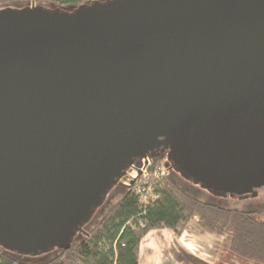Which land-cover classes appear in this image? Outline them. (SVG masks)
<instances>
[{"label": "water", "instance_id": "obj_1", "mask_svg": "<svg viewBox=\"0 0 264 264\" xmlns=\"http://www.w3.org/2000/svg\"><path fill=\"white\" fill-rule=\"evenodd\" d=\"M157 155L216 194L264 189V0L0 9V246L69 249Z\"/></svg>", "mask_w": 264, "mask_h": 264}, {"label": "trees", "instance_id": "obj_2", "mask_svg": "<svg viewBox=\"0 0 264 264\" xmlns=\"http://www.w3.org/2000/svg\"><path fill=\"white\" fill-rule=\"evenodd\" d=\"M34 2L44 7L59 6L72 13L94 0H0L7 4ZM105 2V0H98ZM161 160L163 157L157 155ZM171 169L153 185V198L143 203L141 193L124 191L107 201L87 225L74 235L69 249L51 250L40 257L23 255L0 246V264H139L140 242L151 230L167 229L176 238L195 222L200 230L228 236L229 250L244 260L264 264V210L221 206L199 197L196 187Z\"/></svg>", "mask_w": 264, "mask_h": 264}, {"label": "crops", "instance_id": "obj_3", "mask_svg": "<svg viewBox=\"0 0 264 264\" xmlns=\"http://www.w3.org/2000/svg\"><path fill=\"white\" fill-rule=\"evenodd\" d=\"M230 238L200 230L190 223L176 238L167 229L151 230L139 248V264H257L234 255Z\"/></svg>", "mask_w": 264, "mask_h": 264}, {"label": "rangeland", "instance_id": "obj_4", "mask_svg": "<svg viewBox=\"0 0 264 264\" xmlns=\"http://www.w3.org/2000/svg\"><path fill=\"white\" fill-rule=\"evenodd\" d=\"M26 5L22 4V3H15V4H7L4 7H1L2 9H8V10H13V11H17V10H21L23 8H25ZM0 8V9H1ZM54 8V7H52ZM161 160H156L155 163H159ZM171 168V167H170ZM179 173L180 172H176ZM180 176H182L180 174ZM187 182L192 183L191 181H188L187 178H185L184 176H182ZM127 181V180H126ZM192 186L196 187L195 192L198 194L199 197H202L204 199H210V200H214L215 202H217L218 204H220L221 206H226V207H235L237 206L240 209H246L249 207H255V208H261L264 210V189H260L257 193L256 196H252L249 194H246L245 196H238V195H230V194H216L213 191H209L207 188H205L204 186H200L198 184L192 183ZM126 188L123 187H119V185H117L116 187L114 186L113 189H111V191L109 193H107L106 197L103 199V203L101 204L103 206L104 203H106L107 201H111L114 200V198L118 197ZM102 206H99L96 211L95 214L93 215V217L90 219V221L98 215V210L100 208H102ZM88 221V222H90ZM85 223V225H87V223ZM84 225V226H85ZM56 250V249H53ZM51 251V250H50ZM47 253H42L40 255H36L34 257H40L41 255H44Z\"/></svg>", "mask_w": 264, "mask_h": 264}, {"label": "built area", "instance_id": "obj_5", "mask_svg": "<svg viewBox=\"0 0 264 264\" xmlns=\"http://www.w3.org/2000/svg\"><path fill=\"white\" fill-rule=\"evenodd\" d=\"M167 163L168 161L166 158L161 159L158 164L153 161H148V164H145V168L142 170L141 177H139L140 179H136L137 174L135 172L134 175L127 180L126 189L141 193L143 203L147 204L148 197H155L152 187L157 183V179L160 178L161 175L170 171V166H168ZM133 182L135 183L132 185Z\"/></svg>", "mask_w": 264, "mask_h": 264}, {"label": "flooded vegetation", "instance_id": "obj_6", "mask_svg": "<svg viewBox=\"0 0 264 264\" xmlns=\"http://www.w3.org/2000/svg\"><path fill=\"white\" fill-rule=\"evenodd\" d=\"M162 150H163V147H161L159 145L157 148H155L153 151H151V154L154 155V154H156V153H158V152H160ZM164 158H166V157H163L162 159H164ZM156 160H157V158H149V157L148 158H145V159L138 158V161H139L138 164H135L134 163V165L132 167L126 168V173L124 174L123 177L120 178V185H119V187L121 186L123 188H126L127 187V183H126L127 181L126 180H129V178H131L134 175L135 172L137 174L136 179L139 180L140 179L139 177H141V174H142V170H143V168H145V164L147 165L148 164V161L156 162ZM134 183L135 182H133L132 185ZM259 190L260 189L257 190V193H258Z\"/></svg>", "mask_w": 264, "mask_h": 264}]
</instances>
